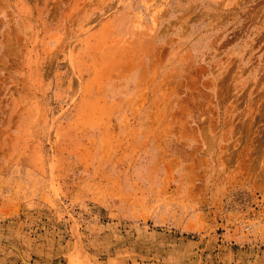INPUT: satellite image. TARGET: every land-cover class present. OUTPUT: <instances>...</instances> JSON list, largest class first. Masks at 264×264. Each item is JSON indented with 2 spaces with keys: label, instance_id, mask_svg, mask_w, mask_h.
Listing matches in <instances>:
<instances>
[{
  "label": "rangeland",
  "instance_id": "1",
  "mask_svg": "<svg viewBox=\"0 0 264 264\" xmlns=\"http://www.w3.org/2000/svg\"><path fill=\"white\" fill-rule=\"evenodd\" d=\"M0 264H264V0H0Z\"/></svg>",
  "mask_w": 264,
  "mask_h": 264
}]
</instances>
